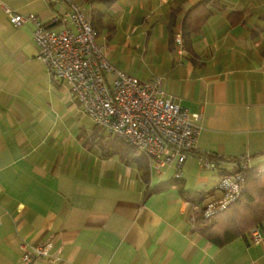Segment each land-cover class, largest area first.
<instances>
[{"label": "crops", "instance_id": "crops-1", "mask_svg": "<svg viewBox=\"0 0 264 264\" xmlns=\"http://www.w3.org/2000/svg\"><path fill=\"white\" fill-rule=\"evenodd\" d=\"M73 1L112 67L159 79L166 96L200 114L180 175L192 195L175 186L148 194L175 167L159 173L149 162L145 178L110 154L113 136L36 59L32 26L13 27L4 11L57 31L64 25L51 20L65 1L0 0V264H23L22 247L46 241L52 257L31 264H264V222L262 242L247 235L218 248L191 220L195 192L218 198L232 160L264 163V0H222L195 36H183L182 21L201 0ZM207 158L213 170L199 166Z\"/></svg>", "mask_w": 264, "mask_h": 264}, {"label": "built area", "instance_id": "built-area-1", "mask_svg": "<svg viewBox=\"0 0 264 264\" xmlns=\"http://www.w3.org/2000/svg\"><path fill=\"white\" fill-rule=\"evenodd\" d=\"M67 10L51 23L64 25L61 30L47 27L36 15H20L10 9L5 14L15 28L32 26V40L39 60L52 80L62 82L94 125L127 146L144 155L151 168L162 172L175 167L174 176L180 177L181 168L194 150L200 131V114L189 113L172 97L166 96L159 79L142 82L112 67L96 44V32L73 0H64ZM199 166L213 170V159H199ZM241 174L223 175L217 183L218 198L191 206V220L196 214L210 218L225 210L242 192ZM252 244L262 242L260 230L249 234ZM52 245L46 241L24 245L20 255L23 264L37 259H49Z\"/></svg>", "mask_w": 264, "mask_h": 264}, {"label": "trees", "instance_id": "trees-1", "mask_svg": "<svg viewBox=\"0 0 264 264\" xmlns=\"http://www.w3.org/2000/svg\"><path fill=\"white\" fill-rule=\"evenodd\" d=\"M109 0L108 2H112ZM224 8L222 0H201L185 14L182 21L183 36L197 35L206 21L210 18L212 11H220ZM235 13L228 16L230 23H238L241 16L234 20ZM114 153L124 160L126 164L134 163L148 177V159L138 154L137 151L127 146L122 140L113 138L110 146ZM211 159V158H210ZM216 162V161H215ZM235 164L233 170L228 174H241L244 179L243 190L240 195L231 202L228 207L210 218H204L196 214L194 218L195 230L202 235L210 244L216 247H223L237 238L246 237L254 229L259 228L264 222V163L249 167L243 160H232ZM175 186L182 197H189L192 194L183 189V181L180 177L159 184L148 191V194L159 192L165 188ZM204 192H195L200 203L205 197Z\"/></svg>", "mask_w": 264, "mask_h": 264}, {"label": "rangeland", "instance_id": "rangeland-1", "mask_svg": "<svg viewBox=\"0 0 264 264\" xmlns=\"http://www.w3.org/2000/svg\"><path fill=\"white\" fill-rule=\"evenodd\" d=\"M118 70V69H117ZM101 129V128H100ZM113 138H116V139H118L117 137H115V136H113Z\"/></svg>", "mask_w": 264, "mask_h": 264}]
</instances>
